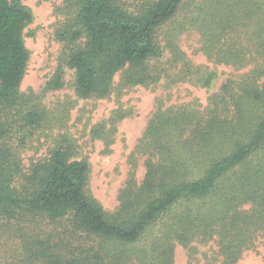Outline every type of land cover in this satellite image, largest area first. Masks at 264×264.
<instances>
[{"label":"trees","instance_id":"1","mask_svg":"<svg viewBox=\"0 0 264 264\" xmlns=\"http://www.w3.org/2000/svg\"><path fill=\"white\" fill-rule=\"evenodd\" d=\"M20 2L0 0V221L24 239L21 262L174 264L176 245L193 259V243H213L203 264H237L264 250V0H72L78 29L63 37L85 42L65 64L81 98L108 97L119 72L123 88L157 84L158 37L175 23L176 35H200L209 61L244 71L203 109L157 107L134 150L144 177L136 182L133 161L111 214L67 138L23 165L31 139L51 125L40 99L20 92L31 20ZM171 53L183 66L178 80L189 79L197 67L175 45Z\"/></svg>","mask_w":264,"mask_h":264},{"label":"rangeland","instance_id":"2","mask_svg":"<svg viewBox=\"0 0 264 264\" xmlns=\"http://www.w3.org/2000/svg\"><path fill=\"white\" fill-rule=\"evenodd\" d=\"M122 1L131 4L135 0ZM20 3L31 16L23 31L29 57L20 92L33 93L40 99L51 125L46 134L38 132L31 139L29 148L21 156L23 165L46 156L62 137L67 138L74 149L72 160H86L89 165L90 194L109 214L118 206V194L128 179L133 161L136 182L139 184L144 177V159L134 154V150L157 107L161 105L164 110L189 105L203 109L210 95L217 93L227 79L244 73L209 61L200 50V35L195 31L176 35L172 32L175 23L168 29L165 27L158 37L161 55L154 65L165 72L157 84L123 88L119 72L113 78L108 97L81 98L74 87V73L65 60L68 52L82 47L85 40L82 37L72 43L63 37L78 29L75 9L71 8L74 3L72 0H21ZM168 32L172 42L166 39ZM174 45L197 67L185 81L178 80L177 74L183 66L177 64L171 53ZM56 81L58 86L48 90V85ZM121 117L124 118L117 121ZM24 245L20 234L13 233L12 226L0 221V264H23ZM192 246L197 254L190 259L188 251L176 245L174 264H203L202 254L216 251L213 243ZM237 264H264L263 248L258 245L255 250L244 253Z\"/></svg>","mask_w":264,"mask_h":264}]
</instances>
